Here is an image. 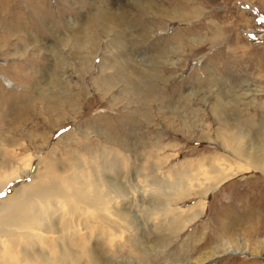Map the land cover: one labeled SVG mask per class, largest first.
Here are the masks:
<instances>
[{
	"label": "rangeland",
	"instance_id": "obj_1",
	"mask_svg": "<svg viewBox=\"0 0 264 264\" xmlns=\"http://www.w3.org/2000/svg\"><path fill=\"white\" fill-rule=\"evenodd\" d=\"M113 136L133 185L151 166L172 181L264 138V0H0V163L32 157L0 199L49 160L97 170ZM128 207L143 240L113 253L98 246L96 264H264L257 171L209 192L173 236L146 228L139 195Z\"/></svg>",
	"mask_w": 264,
	"mask_h": 264
},
{
	"label": "bare ground",
	"instance_id": "obj_2",
	"mask_svg": "<svg viewBox=\"0 0 264 264\" xmlns=\"http://www.w3.org/2000/svg\"><path fill=\"white\" fill-rule=\"evenodd\" d=\"M254 140L248 146H230L228 158L222 154L214 161L199 163L200 169H192L195 175L185 168L172 181H161L153 173L157 166H151L134 185L131 177L121 175L126 165L129 170L134 166L113 148H120L114 136L98 152L99 158L108 160L102 159L104 163L100 161L97 170L88 175L81 163L59 167L49 160L43 173L33 175V182L16 186L10 196L0 199V264L101 263L98 246L113 253L123 243L133 245L137 241L133 238L143 240L137 234L138 212L128 207L136 195L148 214L139 217L146 228L173 236L195 222L204 211L206 195L225 180L251 170L264 175V138ZM31 159L30 155L24 167L0 163V192L29 173ZM192 195L200 198L197 205L178 208L179 202ZM127 236L133 240L125 239Z\"/></svg>",
	"mask_w": 264,
	"mask_h": 264
}]
</instances>
